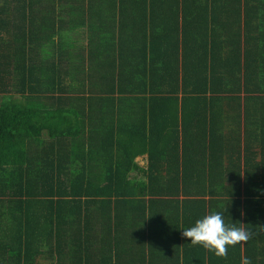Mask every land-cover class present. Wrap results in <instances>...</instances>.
<instances>
[{"label":"trees","instance_id":"1","mask_svg":"<svg viewBox=\"0 0 264 264\" xmlns=\"http://www.w3.org/2000/svg\"><path fill=\"white\" fill-rule=\"evenodd\" d=\"M212 212L226 258L182 236ZM259 225L264 0H0V264H264Z\"/></svg>","mask_w":264,"mask_h":264},{"label":"clouds","instance_id":"2","mask_svg":"<svg viewBox=\"0 0 264 264\" xmlns=\"http://www.w3.org/2000/svg\"><path fill=\"white\" fill-rule=\"evenodd\" d=\"M244 213L241 212V215ZM264 230V225H259ZM254 235L245 224H225L223 214L212 212L195 221L194 225L183 229L182 236L189 239L191 245L201 246L218 258H226L228 249L238 244L243 246ZM241 264H252L251 260L241 257Z\"/></svg>","mask_w":264,"mask_h":264},{"label":"crops","instance_id":"3","mask_svg":"<svg viewBox=\"0 0 264 264\" xmlns=\"http://www.w3.org/2000/svg\"><path fill=\"white\" fill-rule=\"evenodd\" d=\"M83 19H84L83 25L77 27L78 32L80 34H78L77 37L73 36V38L76 42L78 41V44H80L82 48L86 51H90L93 46L95 47V44L92 45V43L90 42L91 35L93 36V40L96 44H102V45L105 44L104 37L106 35H108L109 38L113 37V39L116 40L117 42L123 41V43L127 42L129 39L131 40V38L134 35L132 33L133 23L130 19L124 21L125 18L122 19L120 17H117L115 19V16H112L106 18L103 21V23L100 20H95V19L89 20L87 16L83 17ZM88 28L90 30H87ZM113 29H115L116 31H114ZM84 30L88 31L86 39L81 35V33L84 34L83 33ZM229 34H230L229 31H222L221 33L218 34L220 39L217 42H219V45L223 44L222 48L228 49V47L231 46V42L229 40ZM241 36L243 37V42L241 44V47H242V51H244L247 42V37H246L247 35L245 31L241 34ZM242 60L244 59L242 58Z\"/></svg>","mask_w":264,"mask_h":264},{"label":"rangeland","instance_id":"4","mask_svg":"<svg viewBox=\"0 0 264 264\" xmlns=\"http://www.w3.org/2000/svg\"><path fill=\"white\" fill-rule=\"evenodd\" d=\"M138 161H139V163H141L142 165L145 163V161H144L143 159H139Z\"/></svg>","mask_w":264,"mask_h":264}]
</instances>
